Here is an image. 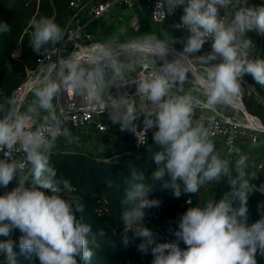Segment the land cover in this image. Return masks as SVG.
<instances>
[{
	"label": "clouds",
	"instance_id": "9594fccd",
	"mask_svg": "<svg viewBox=\"0 0 264 264\" xmlns=\"http://www.w3.org/2000/svg\"><path fill=\"white\" fill-rule=\"evenodd\" d=\"M177 10H182L179 21L166 28L165 20ZM152 21L148 32L127 39L114 32L48 65L33 78V99L26 107L18 95L0 89L3 264H19V256H34L39 264H92L95 250L112 239L86 222L76 188L51 163L60 140L79 142L58 114V101L66 95L133 135L156 166L147 180L131 172L122 199L128 205L122 213L125 247L139 239L136 249L151 254V264H258L257 257H264V201L257 206L260 218L249 223V198L264 195V182L254 183L258 173L248 152L236 144L224 152L213 135L241 100L246 76L264 87V58L255 54L250 35L264 36V2L157 0ZM29 27L28 44L39 57L66 43V30L52 18L33 17ZM178 30L183 35L173 34ZM10 32L11 25L0 21V35ZM255 147L253 138L249 151ZM106 185L113 192L121 187L112 178ZM215 185L229 190L196 204L189 198L192 206L176 226L169 223L167 235L176 242L148 226V210L162 203L153 192L169 190L179 199Z\"/></svg>",
	"mask_w": 264,
	"mask_h": 264
},
{
	"label": "trees",
	"instance_id": "16d2710c",
	"mask_svg": "<svg viewBox=\"0 0 264 264\" xmlns=\"http://www.w3.org/2000/svg\"><path fill=\"white\" fill-rule=\"evenodd\" d=\"M67 2L68 0H53L52 3L41 0L38 6L33 3L21 8L0 10V21H7L11 25L10 33L0 35V89H3L5 94H11L14 87L23 79L26 66L32 65L38 56L35 53L29 54L24 49H21L19 56L12 54L14 42L22 34L30 18L39 17L41 14L44 16L53 14L62 26L68 8ZM262 2L264 0H257V4ZM257 56L264 58V36L257 35ZM8 64L12 66L10 71ZM247 80L252 86L243 85V104L246 110L258 117L261 122L257 120L264 125V89L253 80L249 78ZM51 163L57 168L58 176L68 178L76 188L74 195L85 207L83 215L86 222L92 224L94 230L105 229L112 238L102 248L95 250L96 255L92 264H151L153 259L151 254L136 259V255L139 254L136 249V245L140 243L139 239L128 247L123 245L121 239L124 234L122 213L128 207L122 199L130 186L131 172L135 169L138 173H143L147 180L156 167L148 152L140 150L132 154L115 148L103 155H96L54 148ZM109 178L121 185L118 191L108 189L106 181ZM213 188V196L216 195L217 199L222 191L229 190L227 185H215ZM151 196L162 203L159 208L148 210L145 218L148 226L160 232L166 239L176 242L175 236L167 235V228L169 223L175 227L178 218L191 206L186 202L188 195H181L177 199L169 190H157ZM19 235L20 233L15 231L12 238L18 241ZM181 247H184L182 243ZM3 259V256H0V264H3ZM257 259L258 264H264V257L258 256ZM18 260L19 264H39L34 256L31 258L19 256Z\"/></svg>",
	"mask_w": 264,
	"mask_h": 264
},
{
	"label": "rangeland",
	"instance_id": "374dc122",
	"mask_svg": "<svg viewBox=\"0 0 264 264\" xmlns=\"http://www.w3.org/2000/svg\"><path fill=\"white\" fill-rule=\"evenodd\" d=\"M51 2L53 0H46ZM41 0H0V10L2 9H14L21 8L23 6L31 5L33 3L38 6ZM250 3L257 4V0H250ZM69 5V0L66 4V7ZM40 16H44L41 14ZM54 19L57 23L59 20L54 18V15L51 14L47 16ZM33 16L30 18V20ZM38 18V17H37ZM64 19V18H63ZM174 22L173 17L169 16L165 22L164 26L168 28ZM154 22L150 19L149 15L144 10L139 9H128L123 11L122 7H119L112 11L110 14L104 15L98 19H95L89 26V29L92 33V38L97 41H102L106 37L111 36L114 32H119L122 34L123 38L127 39L129 37L137 36L141 33L148 32L152 29ZM65 26V20L62 27ZM159 27V25H155ZM139 29V32H137ZM31 28L29 27V22L22 31V34L16 39L12 48V54L19 56L21 49H24L27 53L33 54L34 52L29 47L30 33ZM175 36L183 35L182 31H175L173 33ZM257 43L256 33H251ZM178 48L180 45H177ZM255 54L257 55V46ZM246 79L252 80L250 76H246ZM246 85L251 87V82L247 81ZM264 89V87H262ZM242 101V97H241ZM241 101L236 105L235 110H230L226 112L220 123L223 126L229 128V133L221 134L218 132H213V135L217 141L219 148L227 152L229 143L236 144L243 151L248 152L250 155V166L252 170H255L258 173V179L254 183L264 182V129H260L259 126H262L258 117L255 119V123L244 115L241 110ZM243 102V101H242ZM264 126V125H263ZM70 129V128H69ZM74 134L79 136V142L76 144H68L64 140H60L55 147V149H69L75 151H83L86 153L103 155L108 150L115 148H121L129 153H137L140 150H146L144 147H133L126 139L121 138L117 134H104L94 132L93 130H81L74 131L70 129ZM152 133L149 136V143L152 142ZM253 138L257 141V147L249 151L250 145L252 144ZM231 141V142H230ZM131 151V152H130ZM147 151V150H146ZM14 185H9V188ZM4 190L0 189V194ZM214 188H205L202 189L201 193L190 194V198L193 201V204L202 202L203 200L213 196ZM264 201V195L259 192L253 193L249 198V223L256 221L260 218L258 212V204ZM192 206V205H191ZM145 255L139 253L136 255V259H141Z\"/></svg>",
	"mask_w": 264,
	"mask_h": 264
},
{
	"label": "built area",
	"instance_id": "2783aa9c",
	"mask_svg": "<svg viewBox=\"0 0 264 264\" xmlns=\"http://www.w3.org/2000/svg\"><path fill=\"white\" fill-rule=\"evenodd\" d=\"M157 0H69V5L65 15L66 43L63 47H58L47 57L37 56L32 65L26 66L23 79L11 91L12 95H18L19 99L25 102V107L31 103L33 97L31 93L33 78L47 70V66L58 64L71 54L83 52L95 42L89 29L90 24L104 15L110 14L115 9L122 7V10L139 9L144 10L152 20V11ZM182 10H177L173 17L174 21H179ZM205 50H210V42L205 45ZM135 73H132L134 75ZM245 81L248 80L245 78ZM98 109L89 108L83 100L74 96H64L58 101V114L62 124L74 131L93 130L98 133L117 134L126 139L133 147H137L135 137L129 133H122L118 126L103 115H97ZM221 134L229 133V128L219 122V126L214 130ZM151 131L148 133L150 136ZM231 142V141H230ZM232 143H229V145ZM190 198V194L186 202Z\"/></svg>",
	"mask_w": 264,
	"mask_h": 264
},
{
	"label": "water",
	"instance_id": "95a60500",
	"mask_svg": "<svg viewBox=\"0 0 264 264\" xmlns=\"http://www.w3.org/2000/svg\"><path fill=\"white\" fill-rule=\"evenodd\" d=\"M241 110L243 111L244 115L250 119H253L254 115H252L250 112H248L243 104V102L241 101ZM256 117V116H255ZM259 128L264 129V126H259Z\"/></svg>",
	"mask_w": 264,
	"mask_h": 264
},
{
	"label": "bare ground",
	"instance_id": "6f19581e",
	"mask_svg": "<svg viewBox=\"0 0 264 264\" xmlns=\"http://www.w3.org/2000/svg\"><path fill=\"white\" fill-rule=\"evenodd\" d=\"M241 103V102H240ZM247 119H250V118H248L247 117ZM255 119H257L256 117H255V115H254V117H253V119H250L252 122H254L255 123ZM263 126V125H262ZM260 129H262V128H260Z\"/></svg>",
	"mask_w": 264,
	"mask_h": 264
},
{
	"label": "crops",
	"instance_id": "0c3cea01",
	"mask_svg": "<svg viewBox=\"0 0 264 264\" xmlns=\"http://www.w3.org/2000/svg\"><path fill=\"white\" fill-rule=\"evenodd\" d=\"M178 47V46H177ZM131 152V151H130Z\"/></svg>",
	"mask_w": 264,
	"mask_h": 264
}]
</instances>
